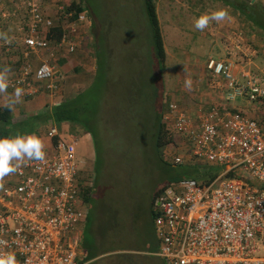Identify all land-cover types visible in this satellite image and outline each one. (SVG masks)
<instances>
[{
	"label": "built area",
	"instance_id": "obj_1",
	"mask_svg": "<svg viewBox=\"0 0 264 264\" xmlns=\"http://www.w3.org/2000/svg\"><path fill=\"white\" fill-rule=\"evenodd\" d=\"M53 1L66 30L60 40L51 36L56 18L47 15L46 0H20L18 11L4 15L20 18L16 32L0 39V48L14 53L17 66L6 74L8 89L21 88L25 97L47 94L57 102L66 78L61 60L82 46L89 19L82 12L70 21L72 12ZM241 36H224L226 55L231 45L242 50ZM257 55L249 54L247 65ZM206 65L225 81L223 100L196 118L172 102L164 119L195 159L225 168L210 183L181 178L162 191L154 216L157 255L163 264H264V119L232 103L246 98L264 104V78L250 68L234 74L228 59L209 57ZM47 135L52 146L43 162L25 158L16 162L17 172L0 178V256L13 253L17 264H81L89 207L77 163L78 139L56 125ZM175 161L184 162L181 156Z\"/></svg>",
	"mask_w": 264,
	"mask_h": 264
},
{
	"label": "rangeland",
	"instance_id": "obj_2",
	"mask_svg": "<svg viewBox=\"0 0 264 264\" xmlns=\"http://www.w3.org/2000/svg\"><path fill=\"white\" fill-rule=\"evenodd\" d=\"M84 1L85 13L88 15L90 11L95 14L96 33L99 36L101 34V41L104 42V45L109 46V48L106 46L103 49V53L106 54L107 49H111L112 60L116 65H124L128 58L133 60L137 57L133 54L128 56L131 50L136 51L138 48L140 51L141 48L142 56L144 50L149 53L151 40L148 35L149 26L144 0ZM261 1L264 4V0ZM155 2L166 40L165 103L169 105L175 102L179 106L178 108L182 109L181 103L178 101L177 86L174 85L180 79L174 80V76L171 75L169 80V72H172L179 63L182 65L187 62L193 65L197 62L205 63L209 57H213L209 56L212 54V40L215 42L217 37L224 39V35H232L233 31H246V25L238 14H234L233 9L217 0H155ZM51 3L49 2V4ZM52 5L54 8L57 7L55 1ZM219 9L227 10L229 19L220 23L213 21L203 31L195 28V20L201 14ZM50 16L57 19L53 10H50ZM220 24L224 25L225 30L229 28L230 32L222 34L219 30ZM85 26L82 29L87 37L82 47L67 57L71 65L70 69L72 67L74 69L72 68L73 70L71 69L70 72L64 71L66 76L64 84L71 85L74 93L86 89L93 82L97 68L93 44L95 43L94 35L88 25ZM223 30L224 28H222ZM250 39L252 45L256 44L254 36H250ZM263 45L260 46L261 49L264 48ZM139 53L137 52V54ZM259 54V66L255 68L256 73L254 74L259 78H264L261 71L264 51ZM105 58L104 56L103 59L105 60ZM251 64H256L254 57ZM16 68V64L7 63L6 59L1 61L0 72L7 69L6 74H8L14 72ZM115 69L118 77L120 68L116 66ZM166 76L168 77L166 78ZM120 77L123 81V74H120ZM195 83L197 84L196 88L198 86L201 88V80ZM121 87L122 84L119 83L117 88L123 89ZM180 88L184 89L178 86V89ZM184 90L186 91V89ZM7 93L12 95L13 91H7ZM2 103L3 95L0 93V105ZM232 103L240 106L245 112L253 105L252 115L254 116L255 108L259 113H256L254 117L264 119V104L261 106L258 104L259 107H256V103H252L246 98H238ZM49 123L55 125L51 121ZM166 125L168 136H171L173 141L159 149L158 153L153 147L151 135L146 131V128L145 132L142 131L141 129L144 127L140 125V129L138 128L137 132L131 134L130 143L117 149L114 155L109 157L108 164L105 157L100 167L96 168L95 149L91 157L83 158L81 162L77 159L80 179L85 185L84 191L87 188L93 189V199L89 209L90 224L86 229L85 240L88 244L94 241L97 246L95 250L97 254L104 253V251L107 253L104 260H94L91 264H161L160 257L155 255L159 239L155 232L152 212L154 193L176 181L177 179L173 177L181 171L182 166L194 167L198 165L204 168L210 165L206 160L195 159L185 147L183 138L175 132L172 125L167 121ZM58 129L60 130L59 127ZM90 137L91 135L88 133L78 136L77 139L80 142L84 138L88 141ZM44 150L45 153L50 152L45 148ZM177 156L183 158V164L176 163ZM84 191L83 193H85ZM109 252L111 253L108 254Z\"/></svg>",
	"mask_w": 264,
	"mask_h": 264
},
{
	"label": "trees",
	"instance_id": "obj_3",
	"mask_svg": "<svg viewBox=\"0 0 264 264\" xmlns=\"http://www.w3.org/2000/svg\"><path fill=\"white\" fill-rule=\"evenodd\" d=\"M217 1L222 2L233 9L234 14L239 15L246 25L248 36L255 35L264 43V4L261 0ZM58 3L65 5V12H72L69 17L70 21L76 20L82 12L86 11L84 0H58ZM144 6L149 26L148 35L151 40L149 53L144 50L142 56L141 48L140 51L138 48L136 51L131 50L128 56L133 54L137 57L133 60L128 58L124 65H116L115 61L112 60L111 49L105 50L106 54L103 53V49L108 45H104L100 39L101 34L99 36L96 33L95 14L89 11L88 15L86 14L89 19L87 25L94 35V54L97 61L93 82L86 89L77 92L72 98L56 104H48L36 114L18 116L13 107H8V104L0 105V136L29 135L38 133L39 128L50 121L56 124L69 122V132L72 135L76 137L88 133L91 135L97 169L105 157L108 164L109 157L114 155L117 149L130 143L131 134L137 132L140 125L144 127L141 129L142 131L145 132L146 128V131L151 135L153 147L157 153L159 149L170 144L173 138L168 136L164 119L170 106V104L165 103L164 99V71L167 52L155 0H144ZM62 20L63 16L54 19V26L51 28V36L53 35L58 40L66 32ZM137 52L140 53L137 54ZM104 56L106 57L105 60L103 59ZM61 61L63 71L70 72L73 67L70 69L69 60L64 58ZM127 64L129 65L127 66ZM116 66L120 68L118 77ZM120 74H123V81H121ZM119 83L122 84L123 89L117 88ZM31 97L33 96H26V98ZM224 168L223 165L217 164L208 165L204 168L198 165L194 167L182 166L181 171L173 178H193L202 183H210ZM234 175L233 172L227 173V176ZM165 188L154 193L152 199L153 216L156 214V200ZM84 192L85 202L90 209L93 189L87 188ZM84 243L87 245V251L85 250L81 263L93 258L97 248L94 241L88 244L84 239Z\"/></svg>",
	"mask_w": 264,
	"mask_h": 264
},
{
	"label": "crops",
	"instance_id": "obj_4",
	"mask_svg": "<svg viewBox=\"0 0 264 264\" xmlns=\"http://www.w3.org/2000/svg\"><path fill=\"white\" fill-rule=\"evenodd\" d=\"M49 2H51V0H46V3H45V10L47 12V15L50 16V10H53L54 14L56 15V9L52 7L53 6L52 3L49 4ZM19 3H20V0H0V34H5L7 37H9L16 32L18 21H19L18 19L20 17L17 16V18L12 19L11 17L10 19H7L4 17V15L5 13L8 14V13H13L14 11H18L20 9ZM219 26H220L219 30L222 34H225L226 32L228 33L230 32L229 28L225 30L226 28L224 27V25L220 24ZM222 28H224L223 31H222ZM233 32L242 33V36H241V40L243 42L242 50H237L233 45H231V51L228 55H226L222 48V42L224 39H222L221 37H217L215 42L212 40V49H211L212 54L210 53L211 55L209 56H213L218 59H228L231 62L233 73L238 76H240L241 70L248 69V68H250L252 71L254 70L253 73H256L255 68H258L259 66L258 61L260 60L258 55L255 57L251 56V57H254V59H256V64H253V65H247L250 62H247L244 59H246V57L249 54L253 53L254 51L258 52V54L261 53V51H264V48L262 49L260 48V46L263 45L264 43L261 42L260 38H257V36L252 35L256 38L255 39L256 44L252 45L250 36H248L246 31L240 30V31H233ZM163 37H164V34H163ZM164 44L166 46L165 38H164ZM12 56H14L13 52L0 48V66H1V61L3 59H6L7 63H10V62L13 63ZM206 63H207V60L205 63L197 62L194 65L191 64L190 62L184 63L183 65L179 63L175 66L172 72H169V80H170L171 75L174 76V80L180 79L179 82L175 83L174 85L177 86L176 91L178 92V101H180L181 103V106H182L181 108L187 111L188 113H190L192 116H194V118L198 117V115H200L201 112L207 111V109L209 108L211 104L220 102L224 98V93H225L224 79L222 77H219L213 74V72L207 68ZM167 77L168 76H166V78ZM188 79H190L192 82L190 89L185 87V80H188ZM199 80L202 81V86L201 88L199 86L196 88L197 84L195 82ZM180 83H181V86H180ZM178 86L183 87L184 89H186V91L182 88L178 89ZM63 88L64 89L62 91V94L60 97H58L59 101L57 102L51 101V97L43 93H39L36 96H33L31 98H24L22 96L21 102L16 104L13 107L14 112L17 113L18 116L23 115L24 113L25 114H36L42 111L48 104L59 103L63 100L70 99L77 93V92L74 93L72 86L67 85V83L64 84ZM7 91L10 92L13 90H10L7 88ZM2 95H3L2 105L9 104L10 100L13 98V94L10 95L7 92H5V93H2ZM256 107H259V106H257L256 104ZM252 108H253V105L250 106L249 109L247 110V112H249V114L251 115L253 114V112L251 111ZM254 112H255L254 116L256 115V113H259L257 112L255 108H254ZM53 124L57 125L60 128V130H62L61 132H65L67 134V131L68 132L70 131L69 122H62L59 124H56L53 122ZM50 126H51V123H47L39 128L38 133H35L42 139L44 143V148L47 151L50 150L52 146L51 139L47 135V131ZM93 150H94V145H93V140L91 137L88 138V141L87 139L85 140V138L81 140V142L78 140L77 156L80 162H81V159L83 158L91 157ZM87 218L88 219H86L84 223L82 224V229H83V233H82L83 239H82V247H81V251H82L81 258L82 259H83V254L85 250L87 251V245H85L84 239H85L86 229L88 225L90 224V211H89V215ZM110 253L111 252H109L108 254ZM106 255H107L106 251L100 254L95 253L93 258H91L90 260H86V261L84 260L82 261L81 264H91L94 260H104L106 258ZM155 255L158 256L157 250L155 252ZM160 260H161V264H163V260L161 258Z\"/></svg>",
	"mask_w": 264,
	"mask_h": 264
},
{
	"label": "clouds",
	"instance_id": "obj_5",
	"mask_svg": "<svg viewBox=\"0 0 264 264\" xmlns=\"http://www.w3.org/2000/svg\"><path fill=\"white\" fill-rule=\"evenodd\" d=\"M229 19L227 10L219 9L211 13H203L195 20V28L199 31L205 30L211 21L220 23ZM0 38L7 40L5 34H0ZM7 69L0 72V93L7 92ZM191 80H185V87L191 88ZM23 90L16 88L13 93V98L10 100L8 107H14L21 102ZM27 158L30 161L45 160L44 143L42 139L35 133L25 135L17 134L14 137L0 136V178L15 173L18 170L16 162L22 161ZM83 239V235H82ZM82 260V259H81ZM0 264H17L15 254L8 253L0 256Z\"/></svg>",
	"mask_w": 264,
	"mask_h": 264
}]
</instances>
